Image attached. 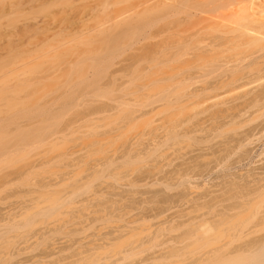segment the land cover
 Masks as SVG:
<instances>
[{"label": "rangeland", "instance_id": "1", "mask_svg": "<svg viewBox=\"0 0 264 264\" xmlns=\"http://www.w3.org/2000/svg\"><path fill=\"white\" fill-rule=\"evenodd\" d=\"M56 1L0 0V264L79 261L81 254L91 255L97 248L103 249L99 264L117 263L127 251L136 253L129 263L149 264L170 250L169 264H195L208 253L201 264H264V253L258 252L264 236V160L258 157L264 114L237 128L222 121L220 129L209 114L200 116L208 131L193 133L191 139L164 128L174 113L177 132L188 122L174 109L145 107L146 117L127 119L162 96L164 86L157 81L170 74L164 71V27L112 34L102 38L107 44L97 39L102 47L84 40L85 47L74 46L82 56L75 59L78 49L71 52L72 43L62 47L67 55L55 49L61 42L58 33L64 31L56 28H67L75 15L86 12V5L81 10L73 0ZM142 1L111 3L122 12L126 3L129 9ZM64 60L88 65L72 64L74 74L65 79L64 67L70 66L62 65ZM59 65L65 77H55ZM92 75L97 82L88 88ZM67 83L80 88L79 94L66 95L67 85L65 92L60 85ZM121 86L125 91L119 92ZM123 101L129 104L126 109ZM255 136L254 144L240 149ZM222 214L220 220L215 217ZM204 220L217 228L208 238L199 231ZM132 234L136 236L120 243Z\"/></svg>", "mask_w": 264, "mask_h": 264}, {"label": "bare ground", "instance_id": "2", "mask_svg": "<svg viewBox=\"0 0 264 264\" xmlns=\"http://www.w3.org/2000/svg\"><path fill=\"white\" fill-rule=\"evenodd\" d=\"M57 1L63 2L65 0H57ZM57 1H56V3H57ZM69 1H68V3H70ZM73 1L77 2L79 4V6L81 5L80 7L77 5L79 7V9H81V7L83 6L82 4L86 5V7L84 6L86 9H84L83 7H82V9H83V11L86 10L87 13L85 11L83 13V11H82L83 14H81L79 16L75 15L73 17V19L70 20L71 23H70V25L68 24L69 26L67 28H65L66 26L63 27L62 29L60 27L56 28V30H59V31L64 30V31H61V32L55 31L56 34H57V32H59L58 34L60 35V39H61V42H59L60 39L58 41H57V39H55L57 42L60 43V44H58L57 47L55 46V49L56 48L63 49L64 50L63 54H66V55L69 54L68 53L69 51L67 50L68 51L67 52L65 48L70 43H72L71 44L72 46H70V47L68 46L70 48L69 50H71L72 47L75 48L74 46H76V45H78V46L84 45V47H85L86 41L83 42L84 40H89L87 45L92 44V47H95L94 45H96V44H97V46H98V44H100L102 47L103 46L101 44L102 41H99V40H103L104 38H108V36H111L112 34L114 35L116 33H118V34L124 33V35H125V33L127 34V32H130V31H133V32L135 31L137 33V31H139L142 28L144 29L145 27L146 28L147 27L152 28L154 26L155 27L156 26L164 27V28L161 27L162 29H164V35L162 34L163 37L161 38V39L164 38V40H161L164 42V49L162 50V52L163 51L165 52V57H166L165 58L166 61L164 63L165 64L164 68H166V69H164V71H166L168 73L170 71V74H169V77L167 76L168 74L166 75L167 76L166 77L165 76L166 73H165L164 74L165 79H164V77L159 79L161 77V75L158 72L159 73V76H158L159 81H157V82L160 83V84H158V86L163 85L164 87H162L163 92H160V91H162L161 87H159V88L157 87V89L160 93H162L161 94L162 96L159 95V97H158V94H157V97L156 96L155 97L158 99H156L153 96L155 98V100L153 102H151L150 104L148 103L147 106L146 105L142 106V107L139 106L138 108H142V110L140 109V111H139V109H138V111L132 110L133 111V112H131L132 116H130V115L127 116V119L132 117L131 120L133 119V121H135V120H138L139 118H143L147 114L146 112H142L143 108L145 109V107H147V108L152 107V109H153L152 111H155L158 108L159 109L161 108L162 110H164L163 108H166L167 110H168V108L171 110L174 109V110H177L176 112L179 111L178 113L185 114L186 118H189L188 122H185V124L186 123L187 124L186 125L184 124L185 126L184 125L181 126L182 130H181V128H180V130L182 131V133L177 132L178 131V130L176 131L177 122H175V120L173 119V118H175V115H176L174 113L175 112L174 111L173 112L174 117L172 115L171 119L169 118L168 121L166 120L167 124L164 122V125H166L164 128L166 130L170 129L171 135H173V136L191 139V137L195 133L199 134L198 132L204 133L205 131H208V128L204 127V122L206 123V120L205 119L202 120L200 117V116L203 117L206 114H209V121L210 122L212 121L213 125L216 124L217 129H220L219 126H221V124H223V123H221L222 121H226L228 123L227 124L228 127L229 126L232 127L233 125H235V127H236L238 124L242 125L243 123H244L243 126H245V123L249 122V121L254 123V121H255L254 119L258 120L257 117L262 118V116H258V115L264 114V0H146V1H142L138 4H136L135 7H132V8L128 7L129 9H127V6H129V4L127 5V3H126V5H127V6L125 5L126 10L121 9L122 12H118V9H117V12H116V10H113L114 9L113 7L115 5H112L113 3H111V0H101V1L100 0H73ZM70 4H72V2ZM70 4H66V5L68 6ZM78 7H76V8H78ZM87 8H88V11H87ZM120 8H122V7H120ZM121 10H119V11H121ZM73 11H74L73 9L70 11L71 12L69 15L70 17H71V15L73 16V14H74ZM76 11L78 13L77 9H76ZM76 11H75V13H76ZM79 13H81V12L79 11ZM144 17H147L148 19L141 20ZM139 18H141V19H139ZM67 21L68 20H66V22ZM62 24H64V21ZM161 28H160V30H161ZM143 29H142V31H143ZM146 31H147V29H146ZM118 34H117V36H118ZM59 35H58V37H59ZM64 35H66L67 37L66 36L64 37ZM61 36L63 38H61ZM68 36H69L70 40H67ZM115 37H116V35H115ZM110 38H108V39H110ZM97 39L101 43H98ZM106 40L105 41L103 40V42L105 43ZM77 41L79 42V44L80 43L81 44L79 45L77 43ZM93 41H95V44ZM74 42H76V43H74ZM151 42H152V40H151ZM105 44H107V43H105ZM160 44H162V43H160ZM90 46H89V48L88 47L86 48V51H87V49H90ZM62 47H65V48H62ZM68 47H67V49H68ZM81 47H83V46H81ZM78 48H75V50ZM82 49H84V48H82ZM56 50L59 51L58 49H56ZM65 51H66V53H65ZM76 51H77V54L75 53ZM76 51L75 52L73 51L74 53L73 54L70 53V55L73 56L74 54H76L75 55L76 57L74 56L75 59L78 58L77 57L78 55L80 57H82L80 54L81 51L79 49ZM71 52H72V50H71ZM59 54H60V52H59ZM144 54H145V52L142 54V57L144 56ZM83 55L85 57V53H83ZM87 55L88 54H86V56ZM61 56H62V54H61ZM61 56L59 55V57H61ZM67 57L69 59H71V57H69V56H67ZM74 57H73V59H74ZM89 58H87V59L91 60V56ZM87 59H86V61H87ZM56 60H57V58H56ZM82 60H84V58ZM65 61H68V60H64L62 65H64V63H67V66H70V68L63 66L66 69V71L64 68L60 67V65H59L60 68L57 70H56V68H58V66L55 67V75L57 73L61 74L60 72L63 69V71H65V72L64 73L62 72V73L66 74V77H65V75H62V74L61 75L63 77H65V79L72 72L71 66H73V65L76 66V64L79 65L80 63L83 64L82 63L83 61H81V60H79V62H77V63L76 62H73V63L70 62L71 65ZM146 61L147 60H145V62ZM55 63H56V61H55ZM56 64L58 65V63H56ZM59 64H61V63H59ZM84 64H85V62H84ZM85 65H88V63ZM112 66H114V64H112ZM155 66L157 67V65H155ZM105 67H107V66H105ZM105 67H102V68H105ZM158 69L156 68V70H158ZM73 70H74V68H73ZM76 70H78V69H76ZM96 71H97V68H96ZM103 71L107 72V70H105V69ZM158 71H160V70H158ZM122 72H123V70H122ZM171 72H172V74H171ZM93 73H95V72H93ZM125 73H124V75H125ZM149 73H151V71ZM154 73L156 75L158 74L156 72H154ZM73 74H71V75H73ZM96 74H97V72H96ZM156 75H154V76H156ZM95 76L96 75H94V77ZM116 76H118V75H116ZM151 76L152 75H150L149 77L151 78ZM55 77L58 78L57 75ZM97 77H99V76H97ZM59 78H60V76H59ZM71 78L72 77H70V79ZM124 78H128V77L125 76ZM129 78H131V77H129ZM152 80L156 81L157 79L156 80L152 79ZM86 81H85V83H86ZM99 81H101V80H99ZM55 82H56V79H55ZM71 82H74V81H70V83ZM87 82L89 84L88 88H90V86L94 85L97 81L95 82L93 80V75H92V79L88 77ZM116 82L113 81V84ZM68 83L65 84L64 87H62L60 85L61 89L62 88L65 89V86L67 85L66 86V88H68L67 91L65 89V90H63V92L66 91L67 92L66 95H68L69 93H71L73 95H75V93L79 94L78 91L80 90V88L76 89L75 88L76 85L74 86V84L73 85L71 84L72 85L71 86V85H68ZM74 83L77 84V82H74ZM117 83H119V82H117ZM151 83H149V84H151ZM254 83H259V85L255 88L251 89V90H247V87L251 84H254ZM79 84H78L77 88L84 85V83H82V85H79ZM107 84H109V83H107ZM156 84H154V85L156 86ZM114 85H115V87H117L116 84H114ZM127 85H129V84H127ZM103 87H105V86H103ZM121 87L122 88L119 89V92H120V90L125 91L126 86H124V88H123V86H121ZM144 87H145V85L142 88H144ZM152 88H153V86H152ZM101 89L104 90V88H102L100 86V90H99L100 92H102ZM106 89L107 88H105V90ZM111 89H113V88H111ZM146 89L147 88H145L144 90H146ZM159 89H161V90H159ZM86 90H84V92ZM107 90H109V89H107ZM114 90L115 89H113L112 91L114 92ZM147 90H149V89H147ZM240 90H243V91H240ZM96 91L99 92L98 90H96ZM218 91H221V92L216 93V94L214 93V92H218ZM212 92H213V95H212ZM56 93L59 94L60 92H56ZM85 93H87V91ZM85 93H83V95ZM105 93H107V92H105ZM149 96H150V94H149ZM145 99H144V101H145ZM151 100H153V99L151 98L150 101ZM119 101L120 100H118V102ZM141 103H143V101ZM145 103H147V102H145ZM119 104H120V102H119ZM128 105H129L128 103H126V102L124 103V101H123L121 103V108L126 109ZM128 109H130V108H128ZM128 109L126 110L127 112L129 111ZM122 111H124V110H122ZM207 118H208V116L206 117V119ZM202 121H204V122L202 123ZM251 122H249V123H251ZM199 125H200V128H199ZM162 126H163V124H162ZM179 126H178V128H179ZM213 127H215V126H213ZM217 129H215V131ZM156 131L158 132V130H156ZM144 136H145V134H144ZM144 140H145V138H144ZM255 140H258V137H256V139L255 138L254 139L253 138L248 139L245 144L241 143L240 149L244 150L247 146L254 144ZM141 141H143V140H141ZM141 141H139V142H141ZM136 144L134 146L135 148H136ZM155 144H157V143H155ZM155 144H154V146H155ZM139 145H140V143L137 146H139ZM160 147H161V145L159 146V148ZM132 152L133 151H131L130 154H132ZM138 152H140V151H138ZM140 154H142V153H139V155ZM127 156H130V155L128 154L125 157H127ZM208 156L209 155H207V157ZM258 157L261 159L260 161L264 160V144H263V147L261 149V152L258 154ZM203 159H204V161L206 160L205 157H203ZM224 166H227V165L225 164ZM183 167H185V165H183ZM158 184H160V183H158ZM156 186H158V185H156ZM12 216H13V214L9 213L8 217H12ZM215 217L218 218V220H220L223 218V214L222 215H216ZM199 231L201 232V234L205 238L206 237L208 238L209 235H212V234L217 232V228L212 224V222L210 220H204V222H202L199 225ZM129 234L130 233H128V234L126 233V235H129ZM135 236H136V234H132L131 236H129L125 239H123V237H122L121 239H123V240H121L120 243L124 244L127 241L134 238ZM240 236L243 237V234L240 233ZM118 238H120V237H118ZM37 239H38V237H37ZM41 239H43V238H41ZM261 239L262 240H261V243L258 247V250H259L258 252L264 253V236ZM54 250L56 251L57 249L54 248ZM102 250H103L102 248L94 249V251H95V253H97V255L95 253H93L91 255L81 254L82 258L79 261H75V260L67 261V259L65 258V259H58L55 263L56 264H99L100 261L103 260L101 257V254H102L101 251ZM171 251L172 250L168 251L167 253L170 254V253H172ZM26 253L27 252H25V254ZM167 253H165L164 255H161V256H159V255L154 256V258L149 260V262H150L149 264H169L168 260H170V259L168 257L172 256V255H167ZM135 255H136V253L134 251H129V252L127 251L124 253L123 259L121 261H119L117 263H113V264H140L141 262H137L136 260L129 263V259L131 257H134ZM209 255H211V253L205 254V257L203 258V260H201L195 264L203 263ZM48 256H51V255H48ZM107 261H108V259L105 260V262H107ZM21 264H23V262H21Z\"/></svg>", "mask_w": 264, "mask_h": 264}]
</instances>
